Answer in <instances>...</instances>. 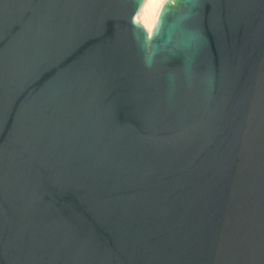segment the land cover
I'll return each instance as SVG.
<instances>
[{
  "label": "water",
  "instance_id": "water-1",
  "mask_svg": "<svg viewBox=\"0 0 264 264\" xmlns=\"http://www.w3.org/2000/svg\"><path fill=\"white\" fill-rule=\"evenodd\" d=\"M0 0V264H264V0Z\"/></svg>",
  "mask_w": 264,
  "mask_h": 264
},
{
  "label": "bare ground",
  "instance_id": "bare-ground-1",
  "mask_svg": "<svg viewBox=\"0 0 264 264\" xmlns=\"http://www.w3.org/2000/svg\"><path fill=\"white\" fill-rule=\"evenodd\" d=\"M169 0H146L137 14V20L149 32L153 34L163 6Z\"/></svg>",
  "mask_w": 264,
  "mask_h": 264
}]
</instances>
